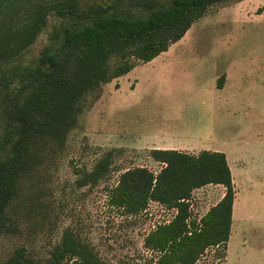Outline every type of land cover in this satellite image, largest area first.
Here are the masks:
<instances>
[{
	"label": "rangeland",
	"instance_id": "rangeland-1",
	"mask_svg": "<svg viewBox=\"0 0 264 264\" xmlns=\"http://www.w3.org/2000/svg\"><path fill=\"white\" fill-rule=\"evenodd\" d=\"M50 29L25 61L38 57ZM79 108L64 145L23 181L8 208L0 262L20 252L44 264L71 230L104 264H155L144 237L175 211L150 202L140 214L125 215L109 205L108 190L128 169L157 173L161 164L150 150L175 147L224 153L234 184L226 250L210 249L197 264H264V0L212 5L167 52L89 92ZM105 156L109 173L78 188L79 173ZM223 194L222 186L195 190L191 217L200 218Z\"/></svg>",
	"mask_w": 264,
	"mask_h": 264
},
{
	"label": "trees",
	"instance_id": "trees-1",
	"mask_svg": "<svg viewBox=\"0 0 264 264\" xmlns=\"http://www.w3.org/2000/svg\"><path fill=\"white\" fill-rule=\"evenodd\" d=\"M223 1L0 0V228L23 181L64 145L86 94L167 52ZM48 26L38 57L25 61ZM149 156L160 170L122 172L108 190L109 205L129 216L150 202L175 211L144 237L143 248L156 255L155 264H197L210 249L224 253L235 197L225 154L152 149ZM109 167L105 156L92 171L79 173L76 186L95 185ZM208 185L222 186L224 194L200 218H192V194ZM68 261L104 264L93 248L64 230L44 264ZM0 264L37 263L16 252Z\"/></svg>",
	"mask_w": 264,
	"mask_h": 264
},
{
	"label": "crops",
	"instance_id": "crops-1",
	"mask_svg": "<svg viewBox=\"0 0 264 264\" xmlns=\"http://www.w3.org/2000/svg\"><path fill=\"white\" fill-rule=\"evenodd\" d=\"M156 149H158V148H156ZM160 149L178 150V148H175V147H163ZM178 151H180V150H178Z\"/></svg>",
	"mask_w": 264,
	"mask_h": 264
}]
</instances>
